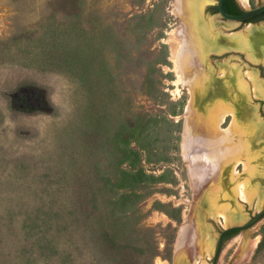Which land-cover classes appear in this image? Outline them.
<instances>
[{
  "label": "rangeland",
  "instance_id": "obj_1",
  "mask_svg": "<svg viewBox=\"0 0 264 264\" xmlns=\"http://www.w3.org/2000/svg\"><path fill=\"white\" fill-rule=\"evenodd\" d=\"M193 1L191 43L175 0H0V264H212L236 225L216 264H264V217L248 226L264 208V96L238 81L247 71L264 81V39L214 13L218 0ZM242 33L246 45L207 48ZM191 85L194 129L219 105L248 129L237 182L256 194L230 224L210 212L211 194L240 212L229 167L202 184L191 174Z\"/></svg>",
  "mask_w": 264,
  "mask_h": 264
},
{
  "label": "bare ground",
  "instance_id": "obj_2",
  "mask_svg": "<svg viewBox=\"0 0 264 264\" xmlns=\"http://www.w3.org/2000/svg\"><path fill=\"white\" fill-rule=\"evenodd\" d=\"M247 9L250 8V0H239ZM175 12L179 14L182 18L187 20V25L183 24L184 31H186L185 35L189 42L193 43V33L194 27L196 28L197 20H199V10L197 11L196 6H194L193 0H175L174 2ZM190 24V26L188 25ZM248 28H250V33L252 34H260L264 39V26L256 27L254 23H248ZM205 31H199L200 39L204 40L206 35L211 34L212 30V22L208 23L204 28ZM180 31V30H179ZM209 31V32H208ZM183 32V31H182ZM240 33V32H239ZM249 33V34H250ZM198 36V31H197ZM248 34V35H249ZM203 36V38H202ZM209 37V36H208ZM207 40H210L209 38ZM220 39H211L209 43L207 42V48L213 51H221L223 48L227 46H232L233 43L236 44H248L247 38L243 36V33L234 37V40H221ZM218 42L220 44H218ZM184 43L182 44V47ZM190 46H193L191 44ZM251 50V49H250ZM178 55V54H177ZM176 55V57H178ZM175 57V56H174ZM181 59V58H179ZM200 61V60H199ZM202 61V60H201ZM200 61V62H201ZM201 65V64H200ZM200 67H198L199 69ZM197 70V69H196ZM177 76L180 81L186 82V72L183 70V63L181 60L177 63ZM200 72V71H199ZM247 77H244L241 73H238V81L239 88L241 91L245 92V94H250L252 97H263L264 96V81L259 80L253 71H247ZM190 89V100L186 107L187 120L185 124V147L189 149L188 158L191 163V174L192 176L202 184L206 178L207 171L211 169L212 174L216 171L222 172L226 168L229 167V174L232 179L235 180L236 185L233 188V192L238 196L236 199L237 206L240 209L239 213L232 214L231 212H226L224 206H220L217 204L218 196L212 195L210 197V201L212 204V210L210 211L213 216L220 217L224 224H230L231 222L242 219L245 215L242 213L244 205L240 201L251 202L255 197V191L253 189L248 190V186H245V182L238 180V174L236 172V166L243 162V160L247 159V153L249 151L248 144V135L244 136L243 134L248 133V129L246 130L244 126L238 123V115L234 110L228 109L224 105H219L213 112L210 119L203 125L194 129L193 121L191 115L193 113V105L196 97L194 86L191 85ZM226 107V108H225ZM228 115L232 116V126L227 131H220V125L225 121ZM220 131V132H219ZM207 134V135H205ZM207 136L209 138L208 143L214 146L213 151L207 155L203 153L204 139L203 137ZM184 137V136H183ZM208 144V145H209ZM218 146V147H217ZM185 156V155H184ZM189 163V162H188ZM202 163V165H199ZM255 190V189H254ZM263 201L262 196L260 197V201ZM263 203V202H262ZM260 204V203H259ZM260 208V206L258 207ZM213 244V242H211ZM207 253L211 255L209 252V245L207 244ZM209 249V250H208ZM185 250V248H184ZM181 244H178L177 247V256H182V252L184 251ZM206 252V250H205ZM206 253V254H207ZM178 260V259H177ZM202 264H207L206 261H202Z\"/></svg>",
  "mask_w": 264,
  "mask_h": 264
},
{
  "label": "water",
  "instance_id": "obj_3",
  "mask_svg": "<svg viewBox=\"0 0 264 264\" xmlns=\"http://www.w3.org/2000/svg\"><path fill=\"white\" fill-rule=\"evenodd\" d=\"M223 1L224 0H218L217 6H218V9L220 11V14L227 19L238 20V21L245 22V23L246 22L253 23V21H251V19L256 17L257 15H259L260 13H262L264 11V4H262L260 6L250 7L248 9L244 8V12L239 13V14H231V13H228L225 11V9L223 7ZM260 22H263V21H260ZM263 217H264V208L254 217V219L252 220V222H250L248 224V226L256 223L257 221H259ZM231 227L241 228V227H244V225H236V226H231ZM231 227H228V228H231ZM228 228H225V229H228ZM221 247H222V244H221V235H220L219 242H218L217 247H216V251L214 254L212 264H216L218 255H219L220 250H221Z\"/></svg>",
  "mask_w": 264,
  "mask_h": 264
},
{
  "label": "trees",
  "instance_id": "obj_4",
  "mask_svg": "<svg viewBox=\"0 0 264 264\" xmlns=\"http://www.w3.org/2000/svg\"><path fill=\"white\" fill-rule=\"evenodd\" d=\"M225 5H224V7H225ZM228 9H230V8H227L226 10H228ZM234 10L233 11L232 10H228V11L234 12ZM262 13H264V11ZM262 15H264V14H259L256 17L252 18V19H256V20H253V21H258L259 19H262V18H257L258 16H262ZM239 231H240L239 227H231V228L222 230V232H221V244H222V246L227 240H229L230 238L235 236ZM263 246H264V235L262 236V239H261V241H260V243L258 245V249H260Z\"/></svg>",
  "mask_w": 264,
  "mask_h": 264
},
{
  "label": "flooded vegetation",
  "instance_id": "obj_5",
  "mask_svg": "<svg viewBox=\"0 0 264 264\" xmlns=\"http://www.w3.org/2000/svg\"><path fill=\"white\" fill-rule=\"evenodd\" d=\"M224 5H225L226 8L224 7ZM223 7H224L226 12L231 13V14H239V13L244 12V8H241L239 6L237 0H224L223 1ZM227 8H230L228 10H232L233 11L235 9L236 11L234 10V12H230V11L226 10ZM213 9L215 10L214 13H219L220 14V11L218 9L217 4L213 6ZM260 14H264V13H260ZM257 18H262V19H259L258 21H253V20H256V19H251V21H253V22L264 21V15L258 16Z\"/></svg>",
  "mask_w": 264,
  "mask_h": 264
}]
</instances>
